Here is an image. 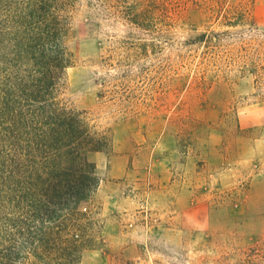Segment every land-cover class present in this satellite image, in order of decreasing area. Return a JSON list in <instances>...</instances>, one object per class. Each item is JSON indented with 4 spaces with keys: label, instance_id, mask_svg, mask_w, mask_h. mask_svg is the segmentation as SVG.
<instances>
[{
    "label": "rangeland",
    "instance_id": "rangeland-1",
    "mask_svg": "<svg viewBox=\"0 0 264 264\" xmlns=\"http://www.w3.org/2000/svg\"><path fill=\"white\" fill-rule=\"evenodd\" d=\"M82 1L61 98L111 149L89 155L104 239L81 264H264V0H207L145 54L122 43L138 0Z\"/></svg>",
    "mask_w": 264,
    "mask_h": 264
},
{
    "label": "trees",
    "instance_id": "trees-1",
    "mask_svg": "<svg viewBox=\"0 0 264 264\" xmlns=\"http://www.w3.org/2000/svg\"><path fill=\"white\" fill-rule=\"evenodd\" d=\"M206 2L124 5L121 18L140 33L129 30L122 43L145 54ZM83 3L0 0V264H81L82 253L104 239L89 155L111 149L110 130L61 98L74 63L69 18ZM218 36L201 32L195 43L208 47Z\"/></svg>",
    "mask_w": 264,
    "mask_h": 264
}]
</instances>
